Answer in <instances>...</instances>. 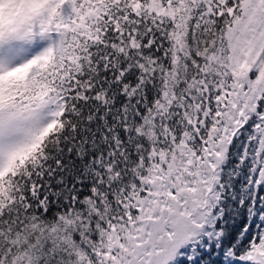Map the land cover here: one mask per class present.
<instances>
[{
    "label": "snow or ice",
    "instance_id": "6c2138e0",
    "mask_svg": "<svg viewBox=\"0 0 264 264\" xmlns=\"http://www.w3.org/2000/svg\"><path fill=\"white\" fill-rule=\"evenodd\" d=\"M0 264H264V0H0Z\"/></svg>",
    "mask_w": 264,
    "mask_h": 264
}]
</instances>
